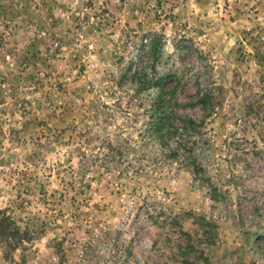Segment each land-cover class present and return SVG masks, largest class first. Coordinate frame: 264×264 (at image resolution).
Returning <instances> with one entry per match:
<instances>
[{
  "label": "rangeland",
  "instance_id": "obj_1",
  "mask_svg": "<svg viewBox=\"0 0 264 264\" xmlns=\"http://www.w3.org/2000/svg\"><path fill=\"white\" fill-rule=\"evenodd\" d=\"M207 91L201 179L154 129ZM0 208V264H264V0H0Z\"/></svg>",
  "mask_w": 264,
  "mask_h": 264
},
{
  "label": "trees",
  "instance_id": "obj_2",
  "mask_svg": "<svg viewBox=\"0 0 264 264\" xmlns=\"http://www.w3.org/2000/svg\"><path fill=\"white\" fill-rule=\"evenodd\" d=\"M177 89L181 92L183 87L179 84ZM177 93L179 94L176 90V96ZM167 95L169 94H165L158 104L160 117L155 124L154 132L163 144H166L170 140H176V146L172 149L170 154L176 158L180 166H185L184 162L180 161L183 156L182 153L186 154V152H190V162L188 164L193 166L194 174H196L199 178L204 179L203 176L206 169L203 168V164L199 163L196 157L191 155V151L193 146L196 144L194 137L202 132L207 119L219 110V96L213 91H207L205 93H198L192 96V100L189 103L183 104L180 98L174 97L170 100L171 96L166 97ZM185 105H189L190 107H199L203 117L201 119H196L191 115L183 113L182 110L184 109H182V107ZM111 144V139L105 140L103 150L105 148L106 150L102 151V154L105 153L106 157H111V153L114 152V147H112ZM85 158L86 155H82V160L80 161L82 164L80 168L82 170H90L89 165L85 162ZM183 158L186 159L188 157ZM106 169L110 170L112 168L107 167ZM115 170H117V168H115ZM215 191L217 192L216 189ZM202 222L204 224H209V221H207L205 217L202 218ZM210 232L212 231L210 230ZM34 239L35 232L33 230L29 227L22 229L12 215L8 213L7 209L0 208V246L3 249V256L6 260L13 262L15 252L22 250L25 253L28 249L26 244ZM58 245L59 246H57L56 252L61 255L57 264H66L67 260L65 259L64 249L60 246L61 243ZM26 260L27 258L25 256L22 257V264H25ZM16 264L19 263L16 262Z\"/></svg>",
  "mask_w": 264,
  "mask_h": 264
}]
</instances>
